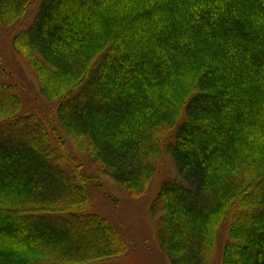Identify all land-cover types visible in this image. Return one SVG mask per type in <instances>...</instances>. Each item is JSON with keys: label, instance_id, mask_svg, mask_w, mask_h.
<instances>
[{"label": "trees", "instance_id": "trees-1", "mask_svg": "<svg viewBox=\"0 0 264 264\" xmlns=\"http://www.w3.org/2000/svg\"><path fill=\"white\" fill-rule=\"evenodd\" d=\"M0 27L57 107L25 115L0 55V264L120 263L79 154L141 199L165 150L168 263L220 247L219 264H264V0H0Z\"/></svg>", "mask_w": 264, "mask_h": 264}, {"label": "rangeland", "instance_id": "rangeland-1", "mask_svg": "<svg viewBox=\"0 0 264 264\" xmlns=\"http://www.w3.org/2000/svg\"><path fill=\"white\" fill-rule=\"evenodd\" d=\"M35 4L27 19L28 26L39 9V2ZM13 32L0 27V55L3 65L10 75L6 81L15 83L22 90L23 113L35 114L38 120L44 116L57 118L56 104L47 102L40 94L38 81L33 75L26 61L17 55L12 48ZM172 140L170 139L168 143ZM88 174L97 176L103 188L91 189L92 210L109 219L118 227L123 237L129 242L130 249L126 256L116 264H169L161 253L158 242L161 210L154 208V201L160 186L176 176L174 163L165 150L162 161L157 165V173L147 193L141 199L129 197L123 189L100 173L101 166L91 164L85 155L79 154ZM220 246L227 240V230L221 234ZM221 248L216 252L212 264H219Z\"/></svg>", "mask_w": 264, "mask_h": 264}]
</instances>
